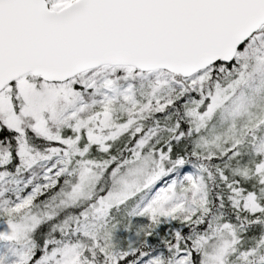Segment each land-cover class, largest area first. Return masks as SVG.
Masks as SVG:
<instances>
[{"label":"snow or ice","instance_id":"obj_1","mask_svg":"<svg viewBox=\"0 0 264 264\" xmlns=\"http://www.w3.org/2000/svg\"><path fill=\"white\" fill-rule=\"evenodd\" d=\"M0 264H264V0H0Z\"/></svg>","mask_w":264,"mask_h":264}]
</instances>
